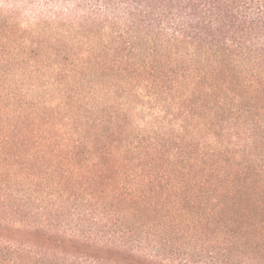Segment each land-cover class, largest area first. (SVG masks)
Here are the masks:
<instances>
[{"label":"trees","instance_id":"trees-1","mask_svg":"<svg viewBox=\"0 0 264 264\" xmlns=\"http://www.w3.org/2000/svg\"><path fill=\"white\" fill-rule=\"evenodd\" d=\"M0 264H264V0H0Z\"/></svg>","mask_w":264,"mask_h":264},{"label":"rangeland","instance_id":"rangeland-1","mask_svg":"<svg viewBox=\"0 0 264 264\" xmlns=\"http://www.w3.org/2000/svg\"><path fill=\"white\" fill-rule=\"evenodd\" d=\"M16 73V72H15ZM19 73H16V75H18ZM17 79V78H16ZM10 80H12V78H10Z\"/></svg>","mask_w":264,"mask_h":264}]
</instances>
